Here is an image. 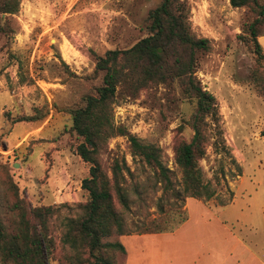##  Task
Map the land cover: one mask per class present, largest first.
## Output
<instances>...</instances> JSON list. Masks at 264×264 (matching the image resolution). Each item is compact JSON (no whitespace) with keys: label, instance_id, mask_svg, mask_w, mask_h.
Listing matches in <instances>:
<instances>
[{"label":"rangeland","instance_id":"obj_1","mask_svg":"<svg viewBox=\"0 0 264 264\" xmlns=\"http://www.w3.org/2000/svg\"><path fill=\"white\" fill-rule=\"evenodd\" d=\"M159 1L18 0L15 13H0V210L5 172L32 206L85 200L80 181L88 164L74 152L80 138L70 129L69 110L100 85L95 58L145 36L147 12ZM185 2L191 32L209 42L197 55L194 76L216 105V121L209 124L216 148L206 146L198 163L205 179L219 174L220 185L205 202L185 197L187 219L173 231L103 240L124 248L113 252V264H264V64L255 59L246 33L253 15L228 0ZM255 28L263 31L264 21ZM193 111L194 101L171 81L133 98L117 93L111 119L139 141L159 147L178 186L172 145L191 136ZM24 115L41 117L15 121ZM98 157L104 170L112 157L123 158L131 172L123 173L129 227L150 225L154 217L169 223L171 198L153 183L150 169L131 157L125 135L109 137ZM56 214L55 231H60L58 223L75 209L59 207Z\"/></svg>","mask_w":264,"mask_h":264},{"label":"trees","instance_id":"obj_2","mask_svg":"<svg viewBox=\"0 0 264 264\" xmlns=\"http://www.w3.org/2000/svg\"><path fill=\"white\" fill-rule=\"evenodd\" d=\"M228 3L251 11L253 17L246 33L255 59L264 64V53L256 41L262 31L255 28V24L264 21V1L228 0ZM17 6L18 0H0V13L13 14ZM147 20L145 36L127 48L107 49L95 58L93 71L101 73V83L94 93L83 95L82 105L69 110L70 129L80 138L74 152L88 164L87 176L80 181V188L86 192L85 200L73 206L66 203L32 206L5 172L0 210V264H49L51 258L56 264H113V252H123L124 248L118 241L103 239L112 235L173 231L187 218L183 207L185 197L205 202L215 195L220 175L214 172L210 179H205L198 163L206 146L216 148L209 133L210 122L216 121L215 98L194 76L197 55L209 48V42L191 32L185 0H160L148 10ZM171 81H176L183 96L194 101L188 121L191 136L172 145L178 186L160 159V148L139 141L122 127H115L111 119L117 93L133 98L141 90L166 86ZM40 117L24 115L15 121ZM115 134L126 136L131 157L149 168L153 183L161 193L170 196L173 211L169 223L162 225L154 217L150 220L152 226L142 222L141 227L131 228L126 224L124 217L130 210V198L123 185V173L130 176L131 172L123 158L112 157L104 170L98 157L100 147ZM260 136L264 139V129L260 130ZM223 204L226 203H217ZM59 207H74L75 214L63 216L58 223L60 231H55L54 218ZM157 210L162 213V203L157 204Z\"/></svg>","mask_w":264,"mask_h":264},{"label":"crops","instance_id":"obj_3","mask_svg":"<svg viewBox=\"0 0 264 264\" xmlns=\"http://www.w3.org/2000/svg\"><path fill=\"white\" fill-rule=\"evenodd\" d=\"M264 1V0H263ZM256 41L258 42V44L260 45V48H261V50H262V52L264 53V30L262 31V32H260L257 36H256ZM68 181V178H66V184L68 183L67 182ZM65 183H64V185H65ZM68 186H69V184H67L66 185V188H68ZM73 194V193H72ZM187 198L188 197H186V201H187ZM192 198V197H191ZM195 199V198H194ZM186 201H184V203H183V207H184V209L186 210V205H187V203H186ZM227 204V203H226ZM223 205H225V204H223ZM187 219V218H186ZM184 222V221H183ZM182 222V223H183ZM181 223V224H182ZM263 225H264V216H263ZM145 234V233H144ZM151 234V233H150ZM162 234H164L163 232H162ZM220 260L222 261V260H224L223 258H220Z\"/></svg>","mask_w":264,"mask_h":264}]
</instances>
